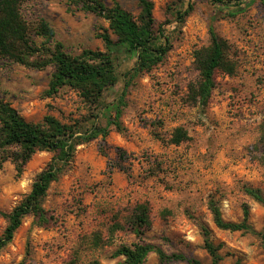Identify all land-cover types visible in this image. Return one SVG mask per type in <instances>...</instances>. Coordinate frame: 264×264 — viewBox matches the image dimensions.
Masks as SVG:
<instances>
[{
	"label": "rangeland",
	"instance_id": "obj_1",
	"mask_svg": "<svg viewBox=\"0 0 264 264\" xmlns=\"http://www.w3.org/2000/svg\"><path fill=\"white\" fill-rule=\"evenodd\" d=\"M101 1L107 6L117 1L134 15L139 12L136 0ZM152 1L154 26L169 34L171 49L128 85L120 115L123 128L110 125L105 137L76 145L69 165L43 197L48 221L40 225L32 214L25 215L0 249V264H116L122 256H115V249L138 240L127 217L143 200L150 204L151 225L142 237L166 253L182 252L209 264L203 223L220 246L219 264H264L258 234L218 228L208 209V198L213 197L225 220L239 221L245 204L249 223L256 230L264 223V206L243 187L264 193L257 148L264 118V0H240L246 5L234 15L219 11L211 0H191L193 8L181 24L173 19L178 0ZM20 10L31 26L42 18L52 28L49 47L59 42L69 54L105 49L97 32L107 28V20L84 10L77 0H23ZM210 26L230 44L236 70L232 75L216 71L208 104L202 106L190 100L188 86L198 79L193 50L209 43ZM34 39L44 41L40 35ZM116 61L118 78L105 92L106 102L117 98L123 73L133 64L126 58ZM54 68L51 63L36 68L0 58V99L32 122L46 114L63 122L87 114L89 106L70 87L45 93ZM97 123L104 125L105 119L98 116ZM176 126L188 134L178 144L169 141ZM52 156V151L37 150L19 174L11 160L0 163V233L7 223L3 213L30 190L35 174ZM116 221L121 227L110 234ZM94 233L103 237L98 245L92 242ZM157 260L151 251L142 264Z\"/></svg>",
	"mask_w": 264,
	"mask_h": 264
},
{
	"label": "trees",
	"instance_id": "obj_2",
	"mask_svg": "<svg viewBox=\"0 0 264 264\" xmlns=\"http://www.w3.org/2000/svg\"><path fill=\"white\" fill-rule=\"evenodd\" d=\"M23 0H0V58L8 59L31 67L42 68L51 63L54 71L45 90L47 95L58 92L62 86L75 90L89 106L87 114H79L69 121H61L52 114H46L42 120L32 122L22 117L9 102L0 99V163L9 159L19 174L32 154L37 150L53 152L51 160L35 174L30 190L9 212L3 213L7 223L0 233V249L9 243L22 218L32 214L40 225L48 221L42 200L49 183L58 178L72 160L75 147L101 135L108 134L109 126L117 130L123 128L120 115L124 105L126 89L132 79L142 71H148L161 62L171 49L172 40L169 34L159 26H154L153 1L136 0L139 12L134 15L130 10L114 1L107 6L101 0H77L84 10L94 12L107 20V28L97 32L104 44V50L84 48L77 54L65 52L59 42L52 47L46 41L53 36L48 23L39 18L32 26L22 15L20 6ZM180 6L173 10V19L183 23L186 15L193 8L191 0H178ZM219 11L226 10L234 15L246 5L240 0H211ZM112 34L114 37H112ZM210 39L207 45L193 50V62L198 71V79L188 86L190 100L202 106L208 104L215 84L216 71L232 75L236 62L230 56V44L218 35L212 26L209 27ZM34 35L43 36L44 41L37 43ZM133 60V64L123 73V87L117 98L106 102L105 92L112 87L118 78L117 59ZM98 116L105 119V124L97 123ZM257 139L261 152L258 156L264 166V118L260 121ZM188 138L186 129L176 126L169 141L178 144ZM244 191L264 206V193L260 188L244 185ZM208 209L213 223L221 229L258 234L264 244V223L256 230L248 221L247 205L242 207V218L239 221L225 220L217 200L208 198ZM129 229L138 240L130 244H121L113 254L122 256L116 264H142L151 251L156 252L157 262L162 264L169 260H184L188 264H202L193 256L182 252L166 253L158 245L143 239V234L151 225L150 204L148 200L138 201L127 217ZM121 227L118 221L110 228V234ZM203 247L210 256L209 264H219L221 255L219 244L211 239V230L200 224ZM103 237L93 234L94 245L100 244ZM66 264H74L73 262Z\"/></svg>",
	"mask_w": 264,
	"mask_h": 264
}]
</instances>
